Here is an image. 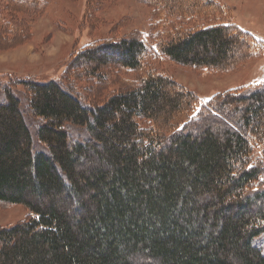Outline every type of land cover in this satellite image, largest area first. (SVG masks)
<instances>
[{"label":"trees","instance_id":"16d2710c","mask_svg":"<svg viewBox=\"0 0 264 264\" xmlns=\"http://www.w3.org/2000/svg\"><path fill=\"white\" fill-rule=\"evenodd\" d=\"M0 1V42H27L5 12L48 0ZM137 1L150 48L99 40L59 80L0 78V204L30 215L0 227V264H264V85L200 104L149 65L229 73L259 43L218 0Z\"/></svg>","mask_w":264,"mask_h":264},{"label":"rangeland","instance_id":"374dc122","mask_svg":"<svg viewBox=\"0 0 264 264\" xmlns=\"http://www.w3.org/2000/svg\"><path fill=\"white\" fill-rule=\"evenodd\" d=\"M218 1L228 8L223 21L259 43L255 56L229 73L181 66L157 54L149 61L151 69L192 91L200 104L219 93L264 85V0ZM98 4L91 8L96 20L93 18L87 25L83 23L85 0H48L38 12L17 8L16 14L11 15L6 11L5 15L13 22L23 21L22 26L31 37L25 43L18 38L10 43L0 42V78L59 80L70 56L99 40L134 36L151 47L150 10L146 6L137 0H99ZM5 5L0 1V9ZM134 79L133 74L121 76L125 82ZM29 216L21 206L0 204V227L21 223Z\"/></svg>","mask_w":264,"mask_h":264}]
</instances>
